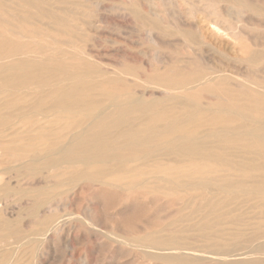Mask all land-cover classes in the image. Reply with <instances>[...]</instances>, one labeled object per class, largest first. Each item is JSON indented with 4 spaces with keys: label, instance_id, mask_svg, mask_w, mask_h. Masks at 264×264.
Listing matches in <instances>:
<instances>
[{
    "label": "bare ground",
    "instance_id": "bare-ground-1",
    "mask_svg": "<svg viewBox=\"0 0 264 264\" xmlns=\"http://www.w3.org/2000/svg\"><path fill=\"white\" fill-rule=\"evenodd\" d=\"M114 8L178 54L151 60L113 38L99 48L98 0H0V264L11 260L6 246L32 236H61L70 250L65 222L81 221L62 213L81 184L124 205L153 198L181 206L162 229L170 234L149 229L134 239L138 246L182 248L192 232L213 257L264 241V0H128ZM242 199L254 201L255 216L237 213ZM8 202L26 211L34 233L23 236L20 211L18 222L5 219ZM194 255L150 256L198 264ZM244 255L215 259L264 264V242Z\"/></svg>",
    "mask_w": 264,
    "mask_h": 264
},
{
    "label": "rangeland",
    "instance_id": "rangeland-1",
    "mask_svg": "<svg viewBox=\"0 0 264 264\" xmlns=\"http://www.w3.org/2000/svg\"><path fill=\"white\" fill-rule=\"evenodd\" d=\"M98 2L101 4V7H102V10H101V13L102 14L101 13L100 14H101V16L104 15V17L103 16L102 17H103V21H105V23H103L104 25L102 24V26L105 27V28H103V30L104 29L105 30L103 32L100 31V34L98 35L99 37L96 36L98 39L95 38L96 39L95 40V43L96 44L98 43L97 45L99 46V48H102L103 46L105 48L111 46L112 44L109 42L108 39H110L111 41H113L112 40V38H113V39H115L114 41H116V42L118 40V44H116V46H121L123 48L124 45H126V46L127 45H133V46H136V47L138 46L137 49H141V50L150 52L149 56L152 55V57L150 58L151 60L154 59L155 55L157 56V54H158V56L161 55L160 57L161 58H164V60L167 61V60L173 58V56L177 53V51L179 52V50L174 49L175 47H173V48H171V47L169 48V46H163L162 47V45H155V44L151 43L150 39L147 37V34L144 31H141V30L138 31L139 28H137V26H136L137 24L135 22H133L132 19L125 18V17H123L121 15L119 16V14H120L119 11H117L116 10L117 8L115 9L114 7H121V6H125V5L127 6L128 0H98ZM112 9L113 10H116V11H114L116 14H114V12H113ZM105 10L106 11L108 10V13ZM100 41H101V43H100ZM126 46H124V48ZM105 48H103V49H105ZM174 52H175V54H174ZM126 53H130V51H127ZM199 53H201V54H199ZM212 53L213 54L215 53L214 55H216L215 56L216 58H219L218 56H221V58H219V61L221 60V62L223 61V63H226L227 64V62L228 63H233L234 62V60H233L234 58L232 57L233 56L232 53L230 54L228 52H226V53H224V52H218V50H214V51H212ZM198 54H199L200 58L205 55V53H203L201 51H198ZM198 54H196V55L193 54L192 55L193 56L192 58H194V60H197V62L200 61L199 56H197ZM225 55H226V57H225V59H223V57ZM134 56L136 58H138L136 52L133 53V57ZM165 57L168 58V59H166ZM114 58H116V56ZM216 61L218 62V59ZM216 61H214V63ZM81 185L79 187L80 189L78 188L79 189L78 190L79 192L77 191L74 195H72L73 197L71 196V198H69V201H68V204L69 205L67 206V208L65 209V211L62 213V215L63 216L65 215L66 218L68 217L70 219V218H74L75 217L76 219H78V221H81V223L76 222L75 224L73 222L72 224H74V226H72V224H71L72 221H70V223L69 222L68 223L65 222L66 223L65 224L66 225L65 228L67 227V229H66L67 232L68 231L71 232V236L69 238V244H71V245H69V244L68 245L70 247L72 246V248H70V250H67L65 248V246H64V238L61 237V236L49 235L50 237L48 236V237H38V238L35 237V236H34L35 237L34 238L32 236L31 239L32 238L33 239L31 241L29 239H26V240L24 239L22 241V243H20V245L15 244V245H8V246H6V252H7V254L8 255H11V260L9 261V264L11 262H14V261L17 262V264H36V263L37 264H68V263L69 264H144V263L145 264H180L177 261H174L172 259H161V258H158V257H152V256H150V255H159V253H160V256L163 255L164 257L166 256V254H167V257L168 256H175V255L193 256L195 254L196 255V256L194 255L195 258L194 257H191V258L195 259L196 262L198 261V264H201V263H205V264H221L222 263L223 264L222 261L216 260L215 257L221 258V259H225L226 261L229 260V259H230V261L231 260H237V258H238V260H240V258H241V261H246L244 258H246L247 255H244V254L248 253L249 250H251L255 246H257L259 244V242L260 243H263L264 242L263 239H260L258 242H255L253 244L247 243V245H246V243H244L245 246H243V244H242L239 247H236V248L231 249V250H234V252L233 251L232 252L230 251V253H228V255H224V256H216V255H213V257H212L211 254L208 253L209 250H205L207 248L206 247L205 248L203 247V246H205V242L201 238H198L196 236L194 238V233H192V232H190L187 235V237H188L187 238V241L184 242V243H182V246H183L182 248H181V245H180V247L179 246L178 247L177 246L176 247H168V248L162 247V248H156L154 250L155 247L149 246V244H146V243L145 244L143 243V245L140 244L138 246V243L135 242L137 240H134L135 238L152 234L151 233L152 231L153 232L162 231L163 228H166V225L169 224V222H172L175 219H177V217H179V214L176 215V216H174L175 214H173V213H175L178 209H180L181 206L176 205L177 207L174 206L173 209H172L171 207L169 208V205L167 206V204H165L166 201H163V200H160V201L158 200V202L161 203V204H159L158 202H157L158 204H155V202L157 200H155L153 198H151L153 200H151L150 198H144L145 200H140V201H138L136 203H132L131 205L130 204H125L124 205V204H122L119 201V199H117L118 198L117 196L113 195V193H111V195H110V192H105V193L103 192L102 193V192L98 191L99 189H97L96 187H93L90 190L89 187H87L85 184H81ZM85 187H86V189L88 188L87 190H89V191H87L85 189ZM81 188H82V190H81ZM83 189H85V190H83ZM92 192H94L95 196L97 195L96 196L97 199L95 197H93L94 194H92ZM77 193H78V195H77ZM108 196H110V197H108ZM149 199H150V202L151 203L149 202ZM113 201L116 202V203H114ZM241 201H242V206L241 207L240 206H237L236 207L240 211V212L238 211L237 213H239V214L240 213H243L244 215L247 213L245 216L251 217V216H255V212H258L259 211V209H256V208L254 209L253 208V205L252 204H254V201L250 202V201H247V200H244V199H242ZM137 203H139V204L137 205ZM151 204H152V207H151ZM158 205L159 206H162L163 205V206L160 208V207H158ZM137 206H139V207H137ZM144 206H146V207L144 208ZM164 206H165V209L166 210L163 208ZM13 207L15 208V206L11 202H8L5 205L4 209L6 210V208H7V210H6V212H7L6 213V216L8 214V216L5 217V219H7L8 221H10L12 223L18 222V219L19 218H17V217L20 215V212H21V214H24L23 217H22V220H23L22 222L23 223L21 222V228L22 229L20 228L21 230H23V233H22L23 236H27V233H29V232L34 233L33 231L35 229H37L38 227L33 226V228H31V226H29L30 225L29 224L30 218L26 215V213H25L26 211L24 209H21V208L20 209H18V208H15L14 209ZM87 207H89L88 210L90 208L91 209H90V211H88V212L85 213V211H86L85 209H87ZM132 207L133 208L134 207H137V208L136 209L135 208L133 209ZM150 207H151V209H150ZM156 207H157V209H156ZM9 208H11L12 210H14V212L12 210H10ZM141 208H142V210H141ZM147 208H149V209L146 210ZM158 208L161 210V212L163 211V209H164V211L162 213L161 212L159 213L158 211H156V210H159ZM120 209H122V210H120ZM76 210H77V212H76ZM246 210H248V211H246ZM16 211H17V214H16ZM82 211H84V212H82ZM262 211H264V208H263ZM11 212L12 213H15L16 215L15 214H12ZM146 212H147V214H146ZM166 212H167V214H166ZM155 213L157 214L156 215L157 218H159V220L157 219L158 222H156V220H154V217L153 216L155 215ZM90 214L92 216H90ZM87 215L89 216V219L93 223H95L97 225L95 227L96 231L94 230L95 232L92 229H90L91 227H89L88 224H85V222L87 223V221L85 220V217ZM131 215H133V216H131ZM164 215H166L165 216L166 217L165 219L163 218ZM167 215L168 216L170 215L169 218L167 217ZM93 218H94V220H92ZM131 219H132L133 222L131 221ZM133 219H135V220H133ZM144 219H145V221H144ZM155 219H156V217H155ZM12 220H14V221H12ZM146 220L148 222H146ZM100 221H101V223H100ZM128 221H130V223ZM151 221H152V224L154 225L153 226V229H152V226H150L151 223H149ZM24 223H26V224H24ZM130 224L133 227L132 228V231L133 230L135 231L133 233H131V229H130L131 226L129 227ZM134 224L136 226L138 225L139 227L138 226L137 227L136 226H133ZM147 224H149V225L146 226ZM125 226H126V228H125ZM141 226H142V228H141ZM103 227H104L105 230L103 229ZM108 227H111V228L107 229ZM159 227H161V228H159ZM127 228H129L130 230L127 229ZM137 228H139L140 230L142 229V231L144 232V234L141 233V232H139L141 235L140 234H137L136 235L135 234V233H137L136 231L139 230ZM147 228H148V230H147ZM149 229L151 230V232H150ZM184 229H186V228H184ZM163 230H165V229H163ZM24 231H27V232L25 233ZM119 231H120L121 234L119 233ZM127 231L129 232L128 234H127ZM145 231L146 232L148 231L146 233V235H145ZM166 232L167 231H164V232L162 231V234L163 235L170 234V233H168V232L166 233ZM250 232H251V230H249V233ZM81 234H83V235H81ZM132 234H134V235H132ZM114 235L115 236H118V237H115L114 238ZM125 235L127 237L129 235V238H127ZM130 236H133L132 239H131ZM82 237H83V239H82ZM62 238H63V240H62ZM72 238H74V239H72ZM76 238H79V241L78 242L75 241ZM191 238H194V240L191 239ZM101 239H103V240H101ZM126 240H128L127 243H125ZM10 241H13V240H10ZM99 241H100V243H99ZM107 241L108 242L110 241V242L108 243ZM191 241H193V242H191ZM119 243H121V244H119ZM122 243L124 244L123 247H122V245H123ZM128 243L133 248H130L129 246H127V245H129ZM44 244H45V246L47 248L45 246L43 247ZM195 244H196V246H195ZM187 245H189V246H187ZM190 245L191 246L194 245L191 248L192 249L195 248V250H197V251H194L193 252L194 249L193 250L191 249L194 254L192 252H190L191 251L189 249L190 248ZM241 246H242V248H241ZM125 247H126V249H125ZM185 247H188V248H186V251L184 249ZM198 247H201V248H198ZM178 248H179V250H178ZM9 249H11V250H9ZM130 249H132L133 251H130ZM145 249H146V251H145ZM162 249H164V251ZM174 249H175V251H174ZM202 249L205 250V251H203ZM39 250H40V254L38 252ZM80 250H81V252H80ZM198 250L200 251V253H198L199 252ZM23 251H24L25 254L22 255L21 253H23ZM74 251L76 252V254H75ZM148 251H149V253H148ZM176 251H179V252H176ZM144 252H146V253H144ZM150 252H151V254H150ZM153 252H154V254H152ZM125 253H127V254H125ZM187 253H188V255H187ZM41 254H42V256H40ZM134 254H135V257L133 256ZM137 254H139V255H137ZM238 254H240V256L241 255L242 256L240 257ZM23 256H26V257H23ZM210 256L212 258H214V259H209ZM249 256L250 257H252V256L253 257H256L255 255H249ZM140 257H143V259L140 258ZM204 257H205V259H204ZM77 258H80V259H77ZM140 259H142V260H140ZM199 261H201V262L199 263Z\"/></svg>",
    "mask_w": 264,
    "mask_h": 264
}]
</instances>
